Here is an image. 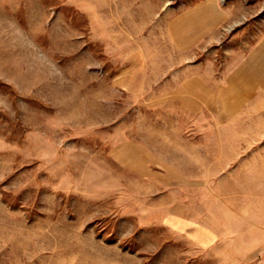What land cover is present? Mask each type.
<instances>
[{"label":"rangeland","instance_id":"1","mask_svg":"<svg viewBox=\"0 0 264 264\" xmlns=\"http://www.w3.org/2000/svg\"><path fill=\"white\" fill-rule=\"evenodd\" d=\"M262 41L264 0H0V264H264Z\"/></svg>","mask_w":264,"mask_h":264},{"label":"crops","instance_id":"2","mask_svg":"<svg viewBox=\"0 0 264 264\" xmlns=\"http://www.w3.org/2000/svg\"><path fill=\"white\" fill-rule=\"evenodd\" d=\"M214 10L213 8L205 4L200 7L197 11H193L192 13L182 16V18L174 25L169 27V34L170 38L172 39L173 43L176 47L180 50H188L195 46L198 42H200L208 33H210V28L208 29L209 25L205 26V23L210 19L213 15ZM214 16V15H213ZM219 18V16H217ZM219 20V19H217ZM216 20V21H217ZM210 27V26H209ZM253 60L256 59L257 61L254 62L256 66H259L260 69V82L256 78V74H252L246 84L243 85V91L233 92V95H236L238 99V103L241 101L246 102L251 99L258 91V89H264V42L262 41L257 49L248 56V58ZM255 66V69H256ZM257 70V69H256ZM260 84V85H259ZM188 87L190 86L187 84ZM229 85L228 89H231V85ZM242 99V100H241ZM236 102V103H237Z\"/></svg>","mask_w":264,"mask_h":264}]
</instances>
